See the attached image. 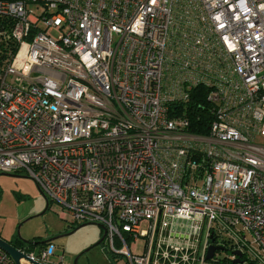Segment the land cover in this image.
Returning a JSON list of instances; mask_svg holds the SVG:
<instances>
[{"label": "built area", "instance_id": "2783aa9c", "mask_svg": "<svg viewBox=\"0 0 264 264\" xmlns=\"http://www.w3.org/2000/svg\"><path fill=\"white\" fill-rule=\"evenodd\" d=\"M0 19V174L126 264H264V0H0Z\"/></svg>", "mask_w": 264, "mask_h": 264}, {"label": "rangeland", "instance_id": "374dc122", "mask_svg": "<svg viewBox=\"0 0 264 264\" xmlns=\"http://www.w3.org/2000/svg\"><path fill=\"white\" fill-rule=\"evenodd\" d=\"M13 175L22 177L15 174L12 176L0 174L1 238L14 239L18 235L17 228L21 225L18 236L21 241L32 243L54 239L51 242L54 254L49 256L51 264H58L60 258L63 259V264H74L75 260L76 264H126L123 257L112 258L104 247L105 241L93 246L103 237L100 227L86 225L70 234L73 229L68 228L59 217L62 208L57 203L47 201L32 179ZM27 219L29 220L26 221ZM245 237L250 239L248 235ZM142 244V241L138 242V250ZM22 250L37 255L39 247ZM224 255L225 253H222L220 256Z\"/></svg>", "mask_w": 264, "mask_h": 264}, {"label": "trees", "instance_id": "16d2710c", "mask_svg": "<svg viewBox=\"0 0 264 264\" xmlns=\"http://www.w3.org/2000/svg\"><path fill=\"white\" fill-rule=\"evenodd\" d=\"M8 1H16V0H8ZM11 20H4L0 19V72L2 71L3 67L9 60L11 54L15 50V44L12 41H4L1 39L2 36V31L5 30V28H8L10 26ZM205 99L202 94V91L195 92L191 98L190 101L188 102V113L189 117L191 118L192 125L190 127L192 133H198V134H205L207 133V123H202L200 122L204 120V122H208V119H204L200 114L203 112V110H199L201 108L200 105H196L195 109V104L197 103H204ZM197 117L202 118L200 121L197 120ZM198 122L197 125L195 123ZM75 229V228H71Z\"/></svg>", "mask_w": 264, "mask_h": 264}, {"label": "water", "instance_id": "95a60500", "mask_svg": "<svg viewBox=\"0 0 264 264\" xmlns=\"http://www.w3.org/2000/svg\"><path fill=\"white\" fill-rule=\"evenodd\" d=\"M1 175L12 176L11 174H1ZM13 177H18V176H14V175H13ZM18 178H25V179H27V177H25V176L18 177ZM40 193H41V192H40ZM44 198H45V197H44ZM47 205H48V202H47ZM46 209H47V208H46ZM45 211H46V210H45ZM28 220H29V219H27L26 221H28ZM86 225H96V224H82V225L76 227L75 229H73L72 232H71L70 234L74 233L76 230H78L79 228H82V227H84V226H86ZM20 226H21V225H19L18 228H17V230H18V231H17L18 236H19V229H20ZM96 226H98V227H100V228L102 229V231H103V237L99 240V242H97V243H96L95 245H93V246H98V245H100V244L104 241L105 234H106V231H105L104 228H102V227L99 226V225H96ZM53 240H54V239H49V240H47V241L40 242V244H45V245H46V244H48V243L53 242ZM23 242L26 243V244H29V243H30V242H25V241H23ZM31 244H39V243H31ZM0 249H1L2 251H4L5 253H7V254L12 258V260L15 262V264H19V262H20L21 259L29 260L28 257H26L24 254H22L20 251H18V249H16V248H15L14 246H12L8 241L2 239L1 237H0ZM215 250H216L215 247H210L209 252H208V254H207V257H206L207 260H210V259L212 258L213 253H214ZM87 251H88V250H87ZM76 263H77V260L74 261V264H76ZM34 264H39V263H34Z\"/></svg>", "mask_w": 264, "mask_h": 264}, {"label": "flooded vegetation", "instance_id": "af4514ba", "mask_svg": "<svg viewBox=\"0 0 264 264\" xmlns=\"http://www.w3.org/2000/svg\"><path fill=\"white\" fill-rule=\"evenodd\" d=\"M17 235V234H16ZM3 239V238H2ZM5 240V239H4ZM8 241L12 246H14L16 249H26V250H31L34 249L35 247H39L42 248L45 244H40L39 241H34L32 243H39V244H31V242L29 244L24 243L23 241H21V239L18 237V235L12 239V240H6ZM47 241V240H45ZM44 242V241H43Z\"/></svg>", "mask_w": 264, "mask_h": 264}]
</instances>
